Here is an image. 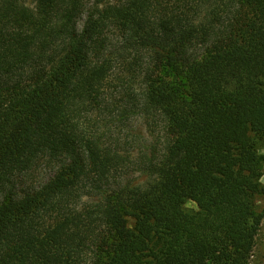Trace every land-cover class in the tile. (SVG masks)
Returning a JSON list of instances; mask_svg holds the SVG:
<instances>
[{
  "label": "trees",
  "instance_id": "16d2710c",
  "mask_svg": "<svg viewBox=\"0 0 264 264\" xmlns=\"http://www.w3.org/2000/svg\"><path fill=\"white\" fill-rule=\"evenodd\" d=\"M263 140L264 0H0V264H251Z\"/></svg>",
  "mask_w": 264,
  "mask_h": 264
},
{
  "label": "rangeland",
  "instance_id": "374dc122",
  "mask_svg": "<svg viewBox=\"0 0 264 264\" xmlns=\"http://www.w3.org/2000/svg\"><path fill=\"white\" fill-rule=\"evenodd\" d=\"M130 127L133 134L141 137L140 143L137 144V147L142 142L145 143L146 145L147 142H151V136H153L155 139V137H157L158 135L157 129L149 126V124L145 122V120L142 118H137L134 121H132ZM117 131L115 130L114 133L116 134ZM123 131L124 128L122 129V134L124 133ZM257 151L260 157H263L261 162L262 177L260 180V185L264 189V140L262 142H257ZM185 209L189 212H194L197 210L196 205L192 202H187L185 205ZM263 209H264V195L258 199V210L262 211ZM251 264H264V219L257 236V243Z\"/></svg>",
  "mask_w": 264,
  "mask_h": 264
}]
</instances>
